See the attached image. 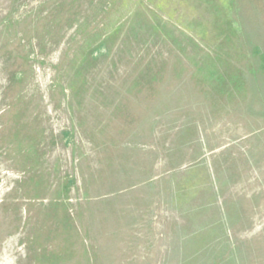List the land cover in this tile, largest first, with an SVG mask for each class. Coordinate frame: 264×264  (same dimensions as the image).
<instances>
[{
  "label": "rangeland",
  "instance_id": "1",
  "mask_svg": "<svg viewBox=\"0 0 264 264\" xmlns=\"http://www.w3.org/2000/svg\"><path fill=\"white\" fill-rule=\"evenodd\" d=\"M0 264H264V0H0Z\"/></svg>",
  "mask_w": 264,
  "mask_h": 264
}]
</instances>
